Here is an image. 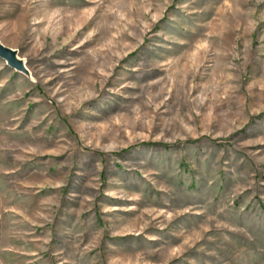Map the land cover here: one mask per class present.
Segmentation results:
<instances>
[{
  "label": "rangeland",
  "instance_id": "obj_1",
  "mask_svg": "<svg viewBox=\"0 0 264 264\" xmlns=\"http://www.w3.org/2000/svg\"><path fill=\"white\" fill-rule=\"evenodd\" d=\"M0 264H264V0H0Z\"/></svg>",
  "mask_w": 264,
  "mask_h": 264
},
{
  "label": "bare ground",
  "instance_id": "obj_2",
  "mask_svg": "<svg viewBox=\"0 0 264 264\" xmlns=\"http://www.w3.org/2000/svg\"><path fill=\"white\" fill-rule=\"evenodd\" d=\"M0 51H3L4 53H8V55H11V56H13L15 58L14 50L6 48L2 44H0ZM0 56L2 57L3 55L0 54ZM5 58L8 59L7 57H5ZM7 62H10V61L7 60Z\"/></svg>",
  "mask_w": 264,
  "mask_h": 264
},
{
  "label": "water",
  "instance_id": "obj_3",
  "mask_svg": "<svg viewBox=\"0 0 264 264\" xmlns=\"http://www.w3.org/2000/svg\"><path fill=\"white\" fill-rule=\"evenodd\" d=\"M0 54L3 55L2 57H7L10 62L13 60V56L8 55V53H4L3 51H0Z\"/></svg>",
  "mask_w": 264,
  "mask_h": 264
}]
</instances>
